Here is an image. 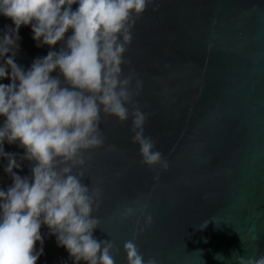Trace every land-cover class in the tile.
<instances>
[{"label": "water", "instance_id": "obj_1", "mask_svg": "<svg viewBox=\"0 0 264 264\" xmlns=\"http://www.w3.org/2000/svg\"><path fill=\"white\" fill-rule=\"evenodd\" d=\"M6 25L0 16V36ZM20 36L17 63L47 54L30 27ZM124 72L133 78L129 111L144 113V135L167 167L143 162L130 115L103 117V146L73 168L101 190L95 236L113 243L115 264H128V241L145 264L264 255V0H154L132 28ZM10 184L0 165V187ZM128 208L135 213L125 215ZM42 234L38 264H73L47 228Z\"/></svg>", "mask_w": 264, "mask_h": 264}, {"label": "clouds", "instance_id": "obj_2", "mask_svg": "<svg viewBox=\"0 0 264 264\" xmlns=\"http://www.w3.org/2000/svg\"><path fill=\"white\" fill-rule=\"evenodd\" d=\"M152 3L0 0V16L13 25L0 36V165L11 177L9 186L0 187V264H38L42 228L73 264H115L113 243L95 236L101 190L82 183L84 173L73 168L103 146V117L126 122L130 115L143 162L167 167L144 135V113L129 111L133 78L124 72L132 28ZM22 27H30L37 48L48 49L28 67L16 60ZM6 145L20 149V158ZM24 161L31 166L28 175L20 174ZM135 211L128 208L125 215ZM151 223L149 215L146 224ZM124 250L128 264H145L132 241ZM241 264H264V255L241 258Z\"/></svg>", "mask_w": 264, "mask_h": 264}]
</instances>
